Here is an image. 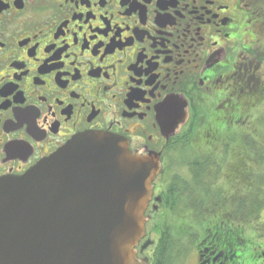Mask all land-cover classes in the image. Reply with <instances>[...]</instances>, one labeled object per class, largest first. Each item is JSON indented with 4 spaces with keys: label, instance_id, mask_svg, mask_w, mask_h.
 <instances>
[{
    "label": "flooded vegetation",
    "instance_id": "obj_1",
    "mask_svg": "<svg viewBox=\"0 0 264 264\" xmlns=\"http://www.w3.org/2000/svg\"><path fill=\"white\" fill-rule=\"evenodd\" d=\"M263 105L264 0H0V178L78 135L121 137L159 155L146 224L194 244L193 264H264L263 162L248 156Z\"/></svg>",
    "mask_w": 264,
    "mask_h": 264
},
{
    "label": "water",
    "instance_id": "obj_2",
    "mask_svg": "<svg viewBox=\"0 0 264 264\" xmlns=\"http://www.w3.org/2000/svg\"><path fill=\"white\" fill-rule=\"evenodd\" d=\"M160 172L158 154L93 132L0 178V264H147L136 247Z\"/></svg>",
    "mask_w": 264,
    "mask_h": 264
},
{
    "label": "rangeland",
    "instance_id": "obj_3",
    "mask_svg": "<svg viewBox=\"0 0 264 264\" xmlns=\"http://www.w3.org/2000/svg\"><path fill=\"white\" fill-rule=\"evenodd\" d=\"M251 85H253V83L251 82ZM255 90H256V87H255ZM255 115L257 114V117L259 118H262V120L264 121V105L260 108L259 111H255L254 112ZM258 121V119H257ZM259 122V121H258ZM262 123V122H260ZM262 127V126H260ZM259 139H261L262 143L264 142V125H263V134H261L259 136ZM192 157V153H190V155H180L177 156V159L179 160H187L189 158ZM182 166L181 164L179 165H176L175 168L173 169L174 172H170V175L171 176H178L180 177L182 180H185V181H189V178H190V174H189V171L187 169L186 166H183V167H180ZM257 174L254 175V178ZM167 177V176H166ZM207 195V194H205ZM208 196V195H207ZM252 201V203H255V198L253 196H251V198L249 199ZM250 203V201L248 202ZM235 208V207H234ZM151 220L149 222H147L146 227H145V232H146V235L142 241V244L141 246L144 248L143 249V253L142 255H140L139 259L140 260H144L149 264V262L151 261V253L153 251V248L155 246V244L157 243V239L159 238V231L157 230V227L158 229H160L161 227V218L159 217V215H151ZM146 218H148V216H146ZM149 219V218H148ZM173 219H177L175 217H172L170 220L172 221ZM191 219L189 222H194L193 221V218H189ZM203 221V220H202ZM202 223H200V225L198 224H195V222L193 223V230L196 231V227H199L201 226ZM188 231V230H186ZM185 238L187 236H184ZM144 245V246H143ZM180 247H182L183 244H179ZM193 246L194 244H192L191 246H188V247H185L184 246V249H186L184 251V255L180 258V259H177V261L179 262H175V264H193L194 260H195V254H194V251H193Z\"/></svg>",
    "mask_w": 264,
    "mask_h": 264
},
{
    "label": "trees",
    "instance_id": "obj_4",
    "mask_svg": "<svg viewBox=\"0 0 264 264\" xmlns=\"http://www.w3.org/2000/svg\"><path fill=\"white\" fill-rule=\"evenodd\" d=\"M258 126L257 121L255 122V126H254V130L250 131V135L251 132H253V136L249 137V146H248V156H249V160H259L260 162H263V167L262 169L264 170V151H260L258 150L261 146V141L260 144H257V136L256 133L258 132V128H255ZM252 129V126H250V130ZM193 138V137H191ZM214 158V157H212ZM211 157L207 156V155H202L200 160H212ZM189 160H194V158H191ZM257 177V175L255 176V178ZM259 178H261V176H259ZM251 182H253V177L252 174H249V180H251ZM258 181H256V183L259 184V186H263L264 185V180L262 179H257ZM250 182V183H251ZM249 199L251 198L252 194L251 192L249 193ZM250 203L248 205V212H251V209L254 208V206L252 205V201L249 200ZM255 208H257L255 206ZM186 222L181 223L183 225H181V227H184ZM157 230L159 231V239L157 241V243L155 244L153 251L151 253V263L152 264H175V262L177 261V259H180L183 255H184V251L186 249H184V246L182 245V247H180L179 244H176L175 242L173 243L172 240L170 239H165L162 235H161V227L160 229ZM184 231H186V228H184ZM182 237V236H180Z\"/></svg>",
    "mask_w": 264,
    "mask_h": 264
}]
</instances>
